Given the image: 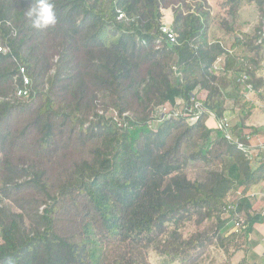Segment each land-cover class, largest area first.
<instances>
[{"label": "trees", "instance_id": "trees-1", "mask_svg": "<svg viewBox=\"0 0 264 264\" xmlns=\"http://www.w3.org/2000/svg\"><path fill=\"white\" fill-rule=\"evenodd\" d=\"M242 1L52 0L57 23L37 30L27 16L35 0H0V38L11 48L0 54V264H148L153 248L167 263L200 264L214 240L226 252L243 247L235 264H248L264 215L245 193L264 182V149L247 156L208 112L149 124L156 108L189 105L193 94L217 119L238 106L232 134L264 144L245 102L247 83L264 104L261 36L235 34L228 47L210 36L213 8L230 16L231 32ZM246 1L264 21V0ZM162 9L175 44L157 43ZM19 65L31 79L25 98L15 93ZM230 201L242 231L225 235L232 214L187 239L169 229L183 212L194 210L199 225Z\"/></svg>", "mask_w": 264, "mask_h": 264}, {"label": "rangeland", "instance_id": "rangeland-1", "mask_svg": "<svg viewBox=\"0 0 264 264\" xmlns=\"http://www.w3.org/2000/svg\"><path fill=\"white\" fill-rule=\"evenodd\" d=\"M212 17L213 23L210 29V36L212 38L222 39L227 47L231 44L235 34L239 36L248 35L249 39L252 40H255L256 35H260L261 38L264 37V21L261 19L259 11L254 3L247 2L246 0H243L240 3L239 7L236 10L235 18H232L231 32H229L230 29L228 28L231 18L230 16L223 13L222 8H213ZM245 102L247 103V107L252 109L251 116L248 119V123L252 125L264 124V104L256 97L255 94L250 92H248V94L245 96ZM155 110H157V108ZM101 111L103 110H100L98 113H101ZM237 114H239L238 106L235 108L234 113L231 114V123L237 120ZM185 173L187 175V178L189 179H193V177L195 176L193 167H187ZM169 181L170 179L168 180V182ZM259 188V185H255L251 187V191L254 193ZM165 191H169V188H167L166 186ZM260 191L263 192L264 187H261ZM255 197L256 196H253L251 197V199H254ZM3 202L8 203L6 200H3ZM260 202L263 203L262 199ZM255 210L257 212L260 211V207L259 209L255 208ZM206 211V208L203 209V213H206ZM208 213V216L203 220V222L197 225L198 214L194 210L183 212V214L181 213L176 217V221L173 220L168 223L169 229L177 230L180 234H182L184 239H187L194 233L204 231L205 229L211 227V225L215 224V217L217 215H221L222 217H224L222 213H218L216 211L209 210ZM259 225V230L264 232V223H260ZM229 230L230 226L228 224L227 230L224 232L225 235L230 233ZM258 232V229L255 228L254 233ZM153 249H149L148 251H146V260L148 264H183L179 259L167 263V259L165 258V256L160 255L156 249ZM242 250L243 247L237 249L233 244H231L228 247V252H226L223 247H220L214 240V242H212L211 244H207L202 250L200 254V264H235L242 256ZM250 258L251 260L255 258L254 253L250 254ZM256 259L258 260L257 257ZM259 262H263L262 264H264L263 260H259Z\"/></svg>", "mask_w": 264, "mask_h": 264}, {"label": "built area", "instance_id": "built-area-1", "mask_svg": "<svg viewBox=\"0 0 264 264\" xmlns=\"http://www.w3.org/2000/svg\"><path fill=\"white\" fill-rule=\"evenodd\" d=\"M162 22L160 25V37L157 40V43H168V44H175L177 42L175 33L173 31V16L170 11V9H162ZM170 12V13H169ZM118 18L123 19L125 18V15L123 12L118 10ZM9 24V23H7ZM11 53L10 46L3 41L0 38V54H8ZM221 60L218 59L214 65H213V71L217 72L219 70ZM19 84L16 87V96L18 97H28L31 93V79L26 73V69L24 66L19 65ZM261 71H262V80L264 83V37L262 38V59H261ZM239 82L246 83L247 76L241 75L240 78H238ZM246 89L248 92L253 93V88L251 84H245ZM191 103L189 105L186 104V102L178 98L173 104H165L162 107H158L157 110L154 111V113L151 116V120L149 121V124L159 123L169 118H180L183 117L187 122H194L199 119V117L204 113L208 112V116L211 120H213L214 127L218 130H220L225 138L234 143L237 147V149L241 150L243 153H245L247 156L250 157H256L259 159L260 155H258L259 151H263L264 144L260 141L257 143L254 142L253 138L251 136H246L244 140H240L236 138L231 131L232 123H231V116H224L221 119H217L215 115L205 110L203 104L201 101L195 99L194 95H191ZM123 115H128V113H124ZM114 121H117V112H114ZM118 125L120 126L121 123L119 122ZM264 187V184L261 186ZM257 194L250 189L245 193V196L253 197ZM259 197L264 198V191L258 193ZM239 198V197H238ZM258 213L264 215V203L261 207L260 211ZM222 214L224 217H228L231 214L233 215L230 220V230L229 232H239L246 228V219L243 215L238 213L237 211V205L233 202H228L222 210Z\"/></svg>", "mask_w": 264, "mask_h": 264}, {"label": "clouds", "instance_id": "clouds-1", "mask_svg": "<svg viewBox=\"0 0 264 264\" xmlns=\"http://www.w3.org/2000/svg\"><path fill=\"white\" fill-rule=\"evenodd\" d=\"M27 16L32 27L37 30L46 29L57 23L55 4L52 0H35V3L29 7Z\"/></svg>", "mask_w": 264, "mask_h": 264}, {"label": "crops", "instance_id": "crops-1", "mask_svg": "<svg viewBox=\"0 0 264 264\" xmlns=\"http://www.w3.org/2000/svg\"><path fill=\"white\" fill-rule=\"evenodd\" d=\"M226 116H232V115H226ZM247 124H249L248 122H247ZM249 125H252V124H249ZM253 126H257V125H253ZM258 141H260V140H258ZM258 141H256V143L258 142ZM261 142V141H260ZM264 184V182H262V183H260L259 184V187L261 188V186ZM260 188L259 189H257L256 190V197L253 199L252 198V200H253V202H254V207L257 209H259V207H260V209H261V207L263 206V203H264V198L263 197H259L258 196V193L259 192H261L260 191ZM250 191H251V189H250ZM258 199V200H257ZM261 199H262V201H263V203H261L260 201H261ZM259 206V207H258ZM264 223V222H263ZM260 223H256V224H254V226H253V228L255 229V228H257L258 229V233H251L250 234V241H249V244H248V246H249V251H248V253L246 254L247 255V262H248V264H262L261 262H259V260H263L264 261V232H262L261 230H259V227H260V225H259ZM260 231H261V233H260ZM242 252V256L240 257V259L243 257V255H244V253H243V251H241ZM251 253H254V255H255V258L254 259H252L251 260V258H250V254ZM256 257L258 258V260L256 259ZM239 259V260H240Z\"/></svg>", "mask_w": 264, "mask_h": 264}]
</instances>
